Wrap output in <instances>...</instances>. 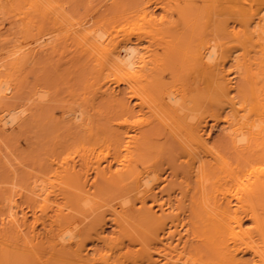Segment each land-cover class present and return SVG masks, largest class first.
<instances>
[{
    "label": "bare ground",
    "instance_id": "bare-ground-1",
    "mask_svg": "<svg viewBox=\"0 0 264 264\" xmlns=\"http://www.w3.org/2000/svg\"><path fill=\"white\" fill-rule=\"evenodd\" d=\"M16 130L0 264H264V0H0Z\"/></svg>",
    "mask_w": 264,
    "mask_h": 264
},
{
    "label": "rangeland",
    "instance_id": "rangeland-1",
    "mask_svg": "<svg viewBox=\"0 0 264 264\" xmlns=\"http://www.w3.org/2000/svg\"><path fill=\"white\" fill-rule=\"evenodd\" d=\"M76 7H75V12L79 15L80 13H83V6L82 5H80V4H77V5H75ZM78 7V8H77ZM82 10V11H81ZM5 24V25H4ZM4 24H3V28H1V31L2 32H5L6 31V29H7V27L6 26H8V23L5 21L4 22ZM6 27V28H5ZM22 77V76H21ZM19 80L20 81H22V83L24 84L25 83V78L23 77V78H19ZM219 129L218 128H214V129H212V131H211V135H212V138H215L216 137V135L218 134L217 133V131H218ZM18 132L20 133V131H15V132H13V133H11L10 134V132L8 133V134H5V135H3L2 137H1V139L3 140L4 139V141H6L7 140V138H9L6 142H5V144L6 145H8V150H11L12 152H14L13 154H15L16 155V157L12 154V155H10L9 157L7 156V155H3V153H0V155H2L3 157L1 158V160H0V183L1 182H3V181H5L6 180V178L9 176V178H8V180L10 179V177L12 176H10V175H8V174H10V173H12L13 172V169L17 166L16 165V163L17 162H19L20 161V155H19V151L21 150V148L23 147V145L22 144H24V138H25V133L23 132H21L22 133V135L20 136L19 134H18ZM216 132V133H215ZM10 134V135H9ZM17 135V136H16ZM24 135V136H23ZM9 136V137H8ZM16 136V137H15ZM21 137V138H20ZM5 138H6V140H5ZM10 140V141H9ZM13 140L14 141H17V142H14V144H13ZM10 142V143H9ZM11 144V145H10ZM10 145V146H9ZM12 147V148H11ZM17 147V148H16ZM14 149V150H13ZM7 151V150H6ZM18 153V154H17ZM4 156H5V158L7 157V159H8V162H7V159H5L4 158ZM20 158V159H19ZM2 159H4L5 160V162H7V163H9V164H5V162H2V161H4V160H2ZM10 160V161H9ZM3 164H5V165H3ZM6 166H8V167H6ZM13 168V169H12ZM5 170H6V174H5ZM7 170H8V172H7ZM11 170V171H10ZM20 170H18L17 169V171H16V176L18 177L17 179H19L20 177ZM6 175V176H5ZM2 186V185H1ZM29 219H31V217L29 218ZM112 231H113V226L111 227V226H108V227H106V233L107 234H111L112 233ZM177 238V237H176ZM176 238H174L173 240L175 241L176 240Z\"/></svg>",
    "mask_w": 264,
    "mask_h": 264
}]
</instances>
